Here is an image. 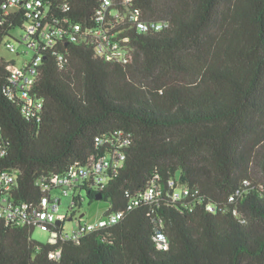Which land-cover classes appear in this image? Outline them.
<instances>
[{"label": "trees", "instance_id": "1", "mask_svg": "<svg viewBox=\"0 0 264 264\" xmlns=\"http://www.w3.org/2000/svg\"><path fill=\"white\" fill-rule=\"evenodd\" d=\"M101 1L50 0L46 23L93 28ZM4 3L0 45L25 23L22 9L6 15ZM135 5L145 21L167 26L118 27L129 39L128 64L106 62L81 41L42 54L30 90L43 101L38 121L8 98L13 63L0 58V172L15 174L17 201L37 204V180L85 164L100 154L96 137L122 130L131 140L122 169L101 191L83 188L86 198L100 194L108 214L151 185L158 197L61 246L0 219V264H264V0ZM172 180L190 196L173 202Z\"/></svg>", "mask_w": 264, "mask_h": 264}, {"label": "built area", "instance_id": "2", "mask_svg": "<svg viewBox=\"0 0 264 264\" xmlns=\"http://www.w3.org/2000/svg\"><path fill=\"white\" fill-rule=\"evenodd\" d=\"M50 0H5L3 9L6 15L22 9L25 19L23 27V45L33 53L30 61L21 65L13 63L9 69V77L5 91L10 100L21 105V112L25 118L40 119L43 110V101L30 94L31 87L37 78V68L42 60V54L47 50L57 49L63 40L70 42L81 41L92 48L96 57L106 62L126 65L130 62L127 50V37H120L118 27L127 25L130 29L146 32L149 30L161 31L166 28V21L147 22L142 18V11L135 5V0H102L95 12V27L85 28L66 22L65 27L47 24V9ZM6 48L16 52L13 43L8 41ZM27 55V52L23 53ZM17 58L20 54H16ZM56 62L61 69L65 68L67 58L64 54L56 55ZM96 147L100 154L91 156L81 166L72 167L62 174L42 177L36 186L42 193L37 204L33 202L17 201L15 198L16 176L13 172H0V219L20 227L39 230L48 235L47 245L61 246L65 243H78L84 236L93 231L107 229L118 224L127 212L141 203H152L159 195L157 189L151 185L143 194L129 202L123 211L103 214L93 223L77 221L75 227L69 231L65 229L67 217L59 214V207L63 197L70 198L69 210L83 200V188L91 192L101 191L107 183L117 177L126 159V150L131 140L130 135L122 130L98 136L95 138ZM0 129V155L2 150ZM172 189L173 202L184 200L190 196L185 186H176L174 181L169 182ZM209 212L214 207H207ZM61 225H56V221ZM157 246L160 250L166 249V238L158 234ZM60 251L49 254L52 260H58Z\"/></svg>", "mask_w": 264, "mask_h": 264}, {"label": "rangeland", "instance_id": "3", "mask_svg": "<svg viewBox=\"0 0 264 264\" xmlns=\"http://www.w3.org/2000/svg\"><path fill=\"white\" fill-rule=\"evenodd\" d=\"M23 35L24 32L22 29H15L11 32V38H6L3 40L0 45V58L4 59L7 62H13L18 65H21L24 61H30L33 58V53L26 49L23 45ZM10 41L14 44L16 48V52L9 51L5 44ZM27 52V55L23 53ZM20 54L17 58L16 54ZM83 200L78 202V207H75L73 210H69V205L71 204L70 198L63 197L61 199V205L59 207V214L66 216L67 220L64 223L65 229L69 231L72 227H75L77 221H81L82 223H93L98 218H100L108 209V204L104 201H92L89 202L86 198V193L82 192ZM80 215H83L80 217ZM71 218V220H69ZM32 239L41 243L46 244L48 235L39 230L33 231Z\"/></svg>", "mask_w": 264, "mask_h": 264}, {"label": "water", "instance_id": "4", "mask_svg": "<svg viewBox=\"0 0 264 264\" xmlns=\"http://www.w3.org/2000/svg\"><path fill=\"white\" fill-rule=\"evenodd\" d=\"M13 63V62H12ZM102 199V196L100 195V194H98V195H96L95 196V200L96 201H99V200H101ZM80 217H82V215L80 216ZM69 220H71V218L69 219ZM56 225H58V226H60L61 225V221H56Z\"/></svg>", "mask_w": 264, "mask_h": 264}, {"label": "crops", "instance_id": "5", "mask_svg": "<svg viewBox=\"0 0 264 264\" xmlns=\"http://www.w3.org/2000/svg\"><path fill=\"white\" fill-rule=\"evenodd\" d=\"M81 216V215H80ZM83 216V215H82Z\"/></svg>", "mask_w": 264, "mask_h": 264}]
</instances>
